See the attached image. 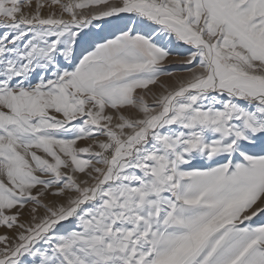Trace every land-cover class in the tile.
Instances as JSON below:
<instances>
[{
  "label": "snow or ice",
  "instance_id": "6c2138e0",
  "mask_svg": "<svg viewBox=\"0 0 264 264\" xmlns=\"http://www.w3.org/2000/svg\"><path fill=\"white\" fill-rule=\"evenodd\" d=\"M0 264H264V0H0Z\"/></svg>",
  "mask_w": 264,
  "mask_h": 264
}]
</instances>
